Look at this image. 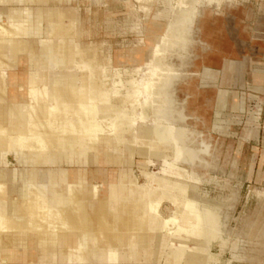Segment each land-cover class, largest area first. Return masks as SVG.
Masks as SVG:
<instances>
[{"label":"bare ground","instance_id":"bare-ground-1","mask_svg":"<svg viewBox=\"0 0 264 264\" xmlns=\"http://www.w3.org/2000/svg\"><path fill=\"white\" fill-rule=\"evenodd\" d=\"M7 1L13 7L25 1L42 5L71 3L73 0ZM198 2L204 3L202 0H178L174 20L167 25V29L158 34L156 28H150L151 34L158 35L155 38L156 49L149 56V60L152 61L151 76L144 82L133 80L127 83L129 87L126 95L136 99L132 110L134 119L128 120L129 116L126 111L118 113L112 124L116 133L114 137H102L98 132L100 126L96 121L89 123L79 117L76 120L67 118L59 122L50 118L52 113L82 116L91 111H97L95 115L102 112L105 116L110 117L116 111L115 105L100 103L111 95V91L96 96L93 87L83 88L78 91L76 97L75 92L63 89V76L77 78L78 75L73 72V69L77 67L79 70H83L88 67L85 56L90 55V51L79 43H76L74 47L64 43L61 59L56 56L50 57V63H48L50 67H55V65L62 67L58 72L44 68L39 62H36L34 70L29 68L26 84L20 86L23 91H25V87L27 88V100L25 101L8 100L10 92L8 84L7 82L2 84V80L7 81V71L11 65L2 67L0 61V88H2V94H0V164L5 163L3 158L10 152L14 154L21 165L20 169H2L5 172V177L0 181V193L5 192L7 195H11L15 192L19 194V197H22L25 195V190L29 191H27L28 195L30 190L33 192L29 195L31 201L27 198V203L23 205L22 202L25 200L23 198L22 202L17 201L16 205L11 199L0 198V228L7 215L15 214L16 216L13 219H10L13 216L6 218V220L8 218L11 220L10 228L15 229L14 232L9 230V234L11 235L12 232L15 233V236L13 234L12 237H7L6 241L0 234V261H4L5 264H19V262H23V264H60L62 262L97 264V261L104 264H117L120 249L124 250L130 261H137L144 255L141 248L150 246L155 249L156 261L160 264H219L218 259L211 253L212 246L214 243L220 242L223 248L229 240L222 218L221 203L207 197L200 201L190 191L191 183L160 177L146 169L147 165L143 169V171L147 170L145 171L146 184H139L132 171L121 166L112 189L107 188L111 177L107 166L118 162L117 142H124L123 163L131 164V156L138 154L146 156L150 160L146 164L152 166L153 161L148 157L149 153L159 154L164 158L168 166V173L172 176L177 164L191 166L200 156L201 150L195 149L189 144L188 129L179 124L184 120V116L182 111L175 109L174 104L177 100L174 96L173 85L179 79L180 73L170 60L178 50L185 52L194 24V15L191 14V9ZM184 3H188V6L187 10L182 12L179 8L183 7ZM12 7L10 9L11 17L18 16L19 19L24 20L28 16L35 24L39 23L40 18L45 20L46 23L42 30L39 31L38 27H33L32 31L35 30L36 33L43 32L50 35L70 32L73 35L78 34V29L72 26L73 23H77V17L70 9H63L57 5L44 11L45 15L42 17L40 11H35L33 14L30 12L31 14L28 15L24 13L26 8ZM1 30L0 34L3 31ZM60 42L61 40H58L54 45H50L47 41H42L45 44V49L48 48L50 52L59 51ZM13 43V40L0 41V55L5 51L11 60H17L12 68L19 64L24 56L21 53L22 50L14 49ZM161 43L163 45H160ZM167 45L168 47H166ZM30 47L31 44L27 51ZM77 54L81 55L79 62L75 61ZM159 72L166 73L165 83L158 87L160 91H158L159 101L156 108H150L146 103L151 98L152 93L149 91L153 88L152 84L155 79L153 77L160 76ZM12 77L14 78V76ZM118 93L117 89L112 94L117 95ZM137 107H140L139 112ZM152 113L155 122L144 128L147 117ZM3 115L6 117L4 118ZM2 118L7 120L4 125L1 121ZM139 123H141V127H139ZM127 127L133 128V131L131 132ZM131 135L133 139L127 144L126 137ZM143 138L149 139L150 151L147 153L135 148ZM126 153H128L127 156ZM59 156H61V161L58 160ZM51 164L61 166L58 169L60 172L58 180L57 178L55 180L53 175L55 171L52 175L50 174L49 165ZM64 165L71 166V169L77 165L78 170L77 172L72 170L74 174H70L69 170L63 168ZM91 165L97 167L95 171L92 170V175H90L91 168H89ZM94 172L97 174L95 175ZM94 178L103 179L105 188L97 189L91 181ZM63 181L67 182L66 197L63 195L64 191L60 189V183ZM155 182H157V186H155ZM119 183L122 184L121 194H119ZM175 190L182 193L180 197L176 196ZM31 195L33 197H30ZM19 200L21 199L19 198ZM165 200H170L175 207L173 214L168 218L163 217L158 210L159 204ZM38 210L40 213L42 211L48 215L56 211V222L59 221L58 217L62 216L59 227H63L65 230L67 228L69 231L75 230L79 245H73L76 238L69 234L60 236L58 231L60 228L58 227L57 230L55 226L58 223L54 224L56 222L49 220L51 215L48 219L46 217L48 215L44 214L47 218L44 217V219L48 223L43 220L47 224H39ZM67 212L70 215L66 216ZM63 213H66L65 218ZM120 214L130 215L133 218L120 219V216L122 218ZM35 215L38 216V222L35 220L37 219ZM53 215L52 220L56 216ZM89 216L90 218H88ZM106 216L114 217V225L120 226L122 230L118 232L115 239L109 238L108 240H111L107 241L106 245H102V240L98 239L94 231L97 230L95 225L102 228L111 223ZM169 223L176 225V229L170 230L168 237L163 239L159 236V231H164L163 229L170 225ZM3 234L9 236L7 233ZM239 236V234L236 236L233 243V259L243 261L246 257L239 252ZM141 242L144 245H140ZM18 243L24 244L25 247L20 248L23 251L13 252L12 248L18 246ZM99 244L102 246L100 247ZM136 248L141 250L137 249L136 251ZM32 249L36 251V260H28L34 256L31 252ZM153 259L152 257L147 262L154 264Z\"/></svg>","mask_w":264,"mask_h":264},{"label":"rangeland","instance_id":"rangeland-1","mask_svg":"<svg viewBox=\"0 0 264 264\" xmlns=\"http://www.w3.org/2000/svg\"><path fill=\"white\" fill-rule=\"evenodd\" d=\"M129 1V4L120 3L119 0H73L71 3H46L42 5L40 3L33 4L25 1L16 4V7L26 8L24 13L28 15L31 13L33 14L35 11H40V15L43 17L45 15L44 11L49 10L50 7H56L57 5L63 9H70L75 13L74 16L77 17V23L71 24L78 29L77 35H73V33L70 32L65 34L54 33L46 35L43 32L36 33L35 30L32 31L34 26L38 27L39 31L42 30L45 25L44 23H46L44 19L40 18L39 23L35 24L28 16L25 17L24 20L19 19L18 16L11 17L10 9L12 4L8 3L7 0H0V30H3H1L2 34H0V41L13 40L14 43L12 46L16 50H22L21 53L24 55L23 57L28 60L30 69L34 70L36 62H39L44 68L50 69L53 72H58L62 67L59 65L50 67L48 65V63H50V57L56 56L61 59L62 56L60 55L62 54L61 50L64 43L69 44L71 47L79 43L90 51V55L85 56L88 67L83 70H79L75 67L73 72L77 73V78L73 79L72 77L63 76V89L75 92L76 97L78 96V91L83 88L93 87L94 95L96 96L111 91V95L100 103L102 105L108 103L116 106V111H114V114L110 117L105 116L102 112L95 115L97 111H91L82 116L52 113L50 118L59 122L67 118L76 120L79 117L87 120L89 123L96 121L100 126L98 132L101 133L102 137H114L116 135L112 124L118 113L121 114V112L126 111L129 116L128 120L133 118L134 114L132 110L133 105L136 103V99L126 95L127 88L129 87L127 83L133 80L139 82L141 80L144 82L145 79H149L152 70V61L149 60V56L153 53V50L156 49L155 41L154 43H148L146 58L145 55H143V47H134L131 51L125 53V55L118 57L122 59V61L119 60L120 63H137L134 66L125 68L114 67L112 65L113 58L109 50L122 48L125 44V46H128L130 42L135 41L137 37L131 28L132 24L138 19L143 22L144 16L145 20L143 24L138 21L133 25V29L139 34L145 31L147 36L150 35L149 30L153 28L152 25L156 24L154 23L155 20L166 22V27H168L167 25L174 20L175 8H177L176 5H178V0ZM155 1L156 3H154ZM202 1L204 3L198 2L194 4L191 9V14L194 15V30H192V27L185 52L178 50V52L174 53L176 55H173L170 59L172 65L176 69H181L184 72L183 75L182 72L178 70L180 73L179 78L182 77V75L183 77L174 86V96H176L175 99L177 100V104L175 103L174 105L176 110H180L182 113L184 110L187 119L179 122V124L188 129L190 134V146L201 150L199 158L191 166L181 163L177 164L175 173L172 176L168 173V166L164 158L159 154L149 153L148 157L153 161L151 163L152 166L146 164L150 161L146 156L138 154L131 156V164L123 163L122 152L124 149V142H117L118 162L107 166L109 176H111L107 188L110 190L112 189L113 182L116 180L121 166L130 169L136 181L141 185L146 184L145 171L147 170L143 171L145 165H147L146 169L151 170L150 172L160 177H169L172 178V181L178 180V182L188 181L192 184L190 191L193 192L194 196L200 201L204 200L201 194L203 195L206 193L208 196L207 198L221 203L225 231L230 241L226 251L222 253V261L212 253V251L214 253L220 252L219 244H213L211 253L218 259V263L223 264L231 258L232 245L235 242L236 234H239V252L246 258L240 263L232 262V264H264V88L262 91H257L249 87L243 89L239 85L238 87L231 85L226 88L230 93L227 97L225 107L221 108L218 103L219 100L217 101V98H215L217 88L215 89L213 84L210 83V88L207 89L198 87L202 84V73L205 71L203 74L204 78L212 80L213 71L211 69H220L219 67H221L224 57L245 60V67L244 62L227 60L223 68L224 75L230 72L238 76L244 67L243 72L247 80V86L261 85L264 83V0H232V2L231 0ZM153 3L156 6V10L161 9L153 14L152 19L154 21L152 20L151 22L149 16ZM133 4H135L136 7L131 11L129 6ZM187 6L188 3H184L183 7L179 9L184 12L187 10ZM166 27L165 29H167ZM155 36L158 35L156 34ZM58 40H61V48L57 52H50L48 48L45 49V44L42 43V41H47L48 44L54 45ZM175 40L176 39H174V41ZM26 41L29 42L27 43ZM140 43H144L143 38L140 39ZM30 44V51H27ZM160 45H163V43ZM166 47H168V45ZM71 51H73V49H71ZM123 58L126 59V61L123 60ZM80 60L81 55H75V61L79 62ZM0 61L2 67L10 64L11 69L16 64L17 60H11L4 51L0 55ZM257 70H259L260 73H257ZM158 74H160V76L156 75L153 77L155 78V83L153 82V88L149 91L152 93L151 98L149 102L146 103L150 108H156L157 102L159 101L158 91H160L158 87L163 86L165 83L166 73L159 72ZM255 75L260 77L254 79ZM254 80L256 81L255 83ZM5 83L6 80H2V84ZM117 89L119 93L117 95L112 94L114 90ZM1 90L2 88H0V94H2ZM225 96L226 91L220 90L221 104L224 103ZM243 97H245V109L243 102L241 105ZM241 108L244 110L242 111ZM218 110L221 111V114ZM137 111H140V107H137ZM3 117L5 118L6 116L3 115ZM4 118L1 119L3 125L7 121ZM154 122L155 118L152 113L147 117L143 127L146 128L147 125H152ZM139 127H141V123H139ZM129 129L131 132L133 131V128ZM132 139V135L127 136V144H129ZM135 148L146 153L149 152V139L143 138ZM127 154L128 153H126V156ZM169 154L171 155V153ZM60 157L61 156L58 157L59 161L62 160ZM3 159L5 163L0 164V181L5 177V172H3L2 169H20L21 166L13 153H7ZM169 159L168 157V160ZM205 161L207 162L205 163ZM110 166L119 168L115 171V169H111ZM134 166H137L141 172H139V170L137 171V167L134 168ZM60 168L61 166L57 164L49 165L50 174L52 175L53 171H55L53 174L55 180L56 178L58 180L60 174L58 169ZM63 168L67 169V171L69 170L70 174L73 173L72 170L75 172L78 170L77 165L72 169L69 165H64ZM89 168H91L90 175H92V170L95 171L97 167L91 165ZM94 173L95 175L97 174V172ZM70 180H73V178H70ZM91 181L97 189L100 190L105 188L103 187V179L94 178L91 179ZM118 185L120 188L119 194H121L122 184L119 183ZM155 186H157V182H155ZM66 188L67 182L63 181L60 183V189L64 191V197L67 195ZM5 191H7L6 188ZM27 191L28 190H25V195L22 197H19V194L15 192L11 195H7L3 192L0 193V198H4V200L11 199L14 201V205H16L18 204L17 201H20V203L22 202V198L25 200L28 198L29 200V195L30 193L33 194V192L30 190L28 195ZM175 193L178 197L182 194L179 190H175ZM30 197L33 196L31 195ZM19 198L21 200H19ZM25 200H23L22 205L27 203L28 200H26V202ZM166 202H169L170 205ZM174 209V204L170 200H165L158 206L161 215L166 218L173 214ZM51 213L48 215V213H43L41 211V213H38L40 220L36 215L35 218L37 219L35 220L37 222L39 220V224H47L48 221L44 219L47 214L48 216L46 217H48V219L51 215L49 219L51 222H56L57 212ZM67 213V215L63 213V216L70 215L69 212ZM52 215L55 216L54 220L51 219ZM120 215H122L120 219L133 218L130 215ZM9 216L13 217L10 218ZM7 217L13 219L16 216L15 214L7 215L5 220ZM106 217L111 223L104 225L102 228H98L99 226L95 225L97 230L94 231L98 239H100V241L102 240V245H106L107 241L109 242L111 240H108L109 238L115 239L116 235L119 234L118 232L122 230L120 226L114 225V217ZM9 218L6 220L7 223L3 220L5 224L3 223L1 227L2 230L0 228V234L6 241L7 237H12L13 234L15 236V233H12L15 229L13 230L10 228L11 226H9L11 223ZM88 218H90V216ZM61 219L62 216L58 217L59 221L54 223H58V225H55L56 229L61 225ZM43 220L47 221V223ZM59 228L63 230L57 229L60 236L69 234L76 238L73 245H79V239L77 240V233L75 230L69 231L67 228L66 230L63 227ZM175 229L176 225L170 224L163 229L164 231H159V236L165 239L168 237L169 232H171L170 230ZM9 230H12V236L9 234ZM2 233H7L9 236L6 234L2 235ZM96 244H98L97 241ZM101 244H99L100 247L102 246ZM139 244L144 245L143 242ZM18 246L16 245L12 248L13 252H20L24 244L20 245V243H18ZM21 247L22 249H20ZM140 248H136V251L137 249L138 251L142 249L144 255L137 261H131L149 263L147 261H150V258L153 257L154 264H160V262L156 261V251L154 248L150 246L147 248ZM120 250L124 252V250ZM97 262L101 264V261ZM0 264H5V262L1 260Z\"/></svg>","mask_w":264,"mask_h":264},{"label":"water","instance_id":"water-1","mask_svg":"<svg viewBox=\"0 0 264 264\" xmlns=\"http://www.w3.org/2000/svg\"><path fill=\"white\" fill-rule=\"evenodd\" d=\"M129 0H119V2L120 3H123V4H129L130 3V1L128 2ZM159 1V0H158ZM231 2H232V0H231ZM154 3H156V1L154 2ZM154 3L152 4V6H151V13H150V16H149V19H150V21L152 22V16H153V14L154 13H156V11H158V10H160V9H158V10H156L155 9V5H154ZM216 5V4H215ZM161 6H162V4H161ZM221 6V5H220ZM220 6H218V7H220ZM130 7V9H131V11H132V9L134 8V7H136V5L135 4H133V5H131V6H129ZM79 8H80V6H79ZM135 14V13H134ZM136 15V14H135ZM144 18H145V16H144ZM143 18V22L142 21H139V19L138 20H136V21H134V23L135 22H142V24L144 23V19ZM154 21V20H153ZM134 23L132 24V30L135 32V34H136V40L135 41H132V42H130V44L128 45V46H123L122 48H119V49H116V50H114V49H110L109 51H110V53H111V55H112V58H113V62H112V65L114 66V67H119V68H125V67H130V66H134V65H136L137 63H132V64H128L127 62L126 63H120V61H122V59H120V58H118V57H120L121 55H125V53H128L129 51H131V49L132 48H137V47H143V55H145V58H146V54H147V52H148V48H147V45H148V43H154V41H155V38L154 37H156L155 35V33L154 34H151L150 33V35H146V32L144 31L142 34H139L136 30H134L133 29V25H134ZM154 23H156V24H154V25H152V27L154 28L155 26V28H156V30H157V33L158 34H161L163 31H164V29H165V27H166V22H164V21H154ZM193 30H194V26H193ZM154 36V37H153ZM148 37H149V39L151 40H149L148 39ZM141 38H143V44L142 43H140V39ZM193 39V38H192ZM118 58V59H117ZM119 62H118V61ZM123 60H125L126 61V59H124L123 58ZM227 60H234V61H237V62H244V67H245V60H237V59H232V58H230V57H224L223 58V61H222V65H221V67H219L220 69H211L212 71H213V76H212V80L211 79H205L204 78V76H203V74H204V72L202 73V77H203V79H202V84H200L198 87L199 88H201V89H207V88H210V86H209V84L211 83V84H213V87L216 89L217 88V91H216V97L215 98H217V101H218V103H219V106L221 107V108H224L225 107V105H226V101H227V97H228V95H229V93H230V91L229 90H227L226 88L227 87H229V86H231V85H233V86H237L238 87V85L241 87V88H246V87H249L250 89H255V90H257V91H262L263 90V86H264V83L263 84H261V85H254V86H252V85H248L247 86V80H246V77H245V74H244V67H243V69L241 70V72H240V74L238 75V76H236L234 73H227V74H223V68H224V65H225V62L227 61ZM124 61V62H125ZM21 63H23L24 65H26V67H27V69L29 70V63H28V60H26V58H21V62H19V64H21ZM140 65V64H139ZM180 72H182V74L184 75V72L181 70V69H178ZM257 73H260L259 72V70H257L256 71ZM183 75H182V77H183ZM182 77H180L178 80H176L175 81V83H174V85H173V90H174V95H175V84L178 82V81H180L181 80V78ZM258 77H260V76H258ZM257 77V75H255V77H254V79H257L258 78ZM256 81L254 80V83H255ZM208 83V84H207ZM26 87L24 88V90L25 91H23V90H21V94H22V100L21 101H25V100H27V91H26ZM220 90H224V91H226V96H225V100H224V103L223 104H221L220 103ZM176 97V96H175ZM11 101V100H10ZM14 102V101H13ZM242 102H243V105H244V109H245V97H243L242 98V101H241V105H242ZM177 104V103H176ZM240 105V106H241ZM181 109V108H180ZM242 109V108H241ZM244 109H242V111L244 110ZM183 110V109H182ZM219 112H220V114H221V111L220 110H218ZM217 112V111H216ZM216 112H215V116H216ZM183 115L185 116V114H184V110H183ZM220 116V115H219ZM187 118H186V116H185V118H184V120H186ZM18 162V161H17ZM155 165H156V163H155ZM135 167H137V166H134V168ZM110 168L111 169H115V171L116 170H118V168L119 167H112V166H110ZM139 170V172H141L140 171V169L137 167V171ZM134 173H135V170H134ZM118 175V174H117ZM166 203H169V202H166ZM165 203V204H166ZM169 205H170V203H169ZM128 264V263H127ZM132 264H136V263H132ZM139 264H141V263H139ZM143 264H150V263H143Z\"/></svg>","mask_w":264,"mask_h":264},{"label":"crops","instance_id":"crops-1","mask_svg":"<svg viewBox=\"0 0 264 264\" xmlns=\"http://www.w3.org/2000/svg\"><path fill=\"white\" fill-rule=\"evenodd\" d=\"M7 73H8V76L9 77L7 76V81L6 82L8 84V91H10L9 94H8L9 95L8 96V100H11V101H20V100H22V94H21L20 86L21 85L22 86H25L26 81H27V78H28V69H27L26 65H24L22 63L21 64H17L14 68L9 69L7 71ZM11 73H12V76H14V78L12 76H10ZM10 89H12V90H10ZM12 91H14L15 93L12 92ZM201 196L203 197V199L205 197H208L206 193L203 194V195L201 194ZM236 236H237V234H236ZM229 241H230V238H229L226 246H224L223 248L221 246V243L220 242L218 243L219 244L218 246L220 247V252L219 253H214L212 251V253L214 255H216L217 257H219L221 259V261H222V253H224L226 251L227 247L229 246ZM232 248H233V245H232ZM32 250L33 251H31V252L33 253L34 256L28 258V260H36V258H37V256L35 255V253H36L35 249H32ZM231 252H232L231 258L228 259L227 261H225V263H223V264H232V262H237V263H240L241 262V261H237L236 259H233V249H232ZM127 263L128 264H132V263H136V264L141 263V264H143L145 262L142 263V262H133V261H130L129 258L126 257L125 252H123V251L120 250V252H119V259H118V263L117 264H127ZM19 264H23V262H19ZM60 264H67V263L66 262H62ZM85 264H87V263H85ZM101 264H104V263L101 262Z\"/></svg>","mask_w":264,"mask_h":264}]
</instances>
